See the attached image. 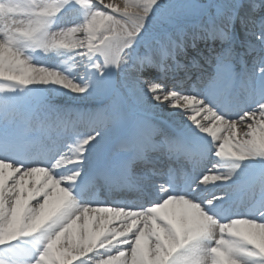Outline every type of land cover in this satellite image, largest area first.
I'll list each match as a JSON object with an SVG mask.
<instances>
[{
  "label": "snow or ice",
  "instance_id": "snow-or-ice-1",
  "mask_svg": "<svg viewBox=\"0 0 264 264\" xmlns=\"http://www.w3.org/2000/svg\"><path fill=\"white\" fill-rule=\"evenodd\" d=\"M0 152V264H264V0H0Z\"/></svg>",
  "mask_w": 264,
  "mask_h": 264
},
{
  "label": "bare ground",
  "instance_id": "bare-ground-1",
  "mask_svg": "<svg viewBox=\"0 0 264 264\" xmlns=\"http://www.w3.org/2000/svg\"><path fill=\"white\" fill-rule=\"evenodd\" d=\"M106 2H107V0H106ZM116 2H120V0H116ZM79 11L81 12V10L79 9L78 6L71 7L72 13L68 12L70 14L66 13L61 18H58L57 23L55 25H53V27L55 29L59 30L60 28L71 27L75 23H78L81 20V18H77L75 16V14L78 13ZM29 53H30V55L35 56V60H32L34 63H45L48 65H59L61 67V69H67L71 66L72 63H74L73 60H69V56L67 54H63V55H57L55 53L45 54L43 51H35V52H29ZM60 57H63L65 59V61H68V63L58 61V58H60ZM81 71H84V69H82V68L74 69L73 74L79 73ZM65 99L66 98L64 96H57L56 102L62 103L65 101ZM82 102L86 105H91V103H92L91 101H80V103H82ZM232 114H235L234 111ZM169 118L172 120L183 122V118L180 117L178 114H170ZM0 154L7 155L6 153H2V152H0ZM209 167H211V165ZM237 186H241V185H237ZM237 186H235V187H237ZM219 191H220V189L216 188L215 186L210 185L207 189H202L200 191L199 195H200L201 199H204V197L206 199H209L215 193H218ZM77 196H78V194H77ZM236 203L237 202L227 203V204H232V205H225L224 204V207L227 206L226 208L231 210L234 208ZM213 211H214V209H213ZM13 247H16L18 249H22L23 252L26 253L28 257H32L35 255L36 249L42 247V244L38 238H27V243H24L22 245L21 244H15V245H13ZM2 250L3 249H0V254H4L2 252ZM4 251L6 252V254H8L7 249H4Z\"/></svg>",
  "mask_w": 264,
  "mask_h": 264
},
{
  "label": "rangeland",
  "instance_id": "rangeland-1",
  "mask_svg": "<svg viewBox=\"0 0 264 264\" xmlns=\"http://www.w3.org/2000/svg\"><path fill=\"white\" fill-rule=\"evenodd\" d=\"M75 16L81 17V12L79 11L78 13L75 14ZM28 55H29V54H28ZM58 59L61 60L62 62L65 61V59H64L63 57L58 58ZM2 252H3L4 254H6V252L4 251V249L2 250Z\"/></svg>",
  "mask_w": 264,
  "mask_h": 264
}]
</instances>
